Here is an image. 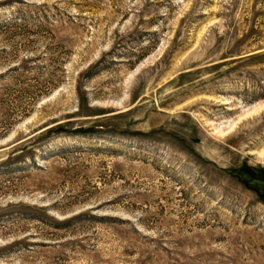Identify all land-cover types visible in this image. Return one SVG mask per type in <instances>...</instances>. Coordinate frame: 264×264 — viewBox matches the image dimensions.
Returning <instances> with one entry per match:
<instances>
[{"label":"rangeland","instance_id":"374dc122","mask_svg":"<svg viewBox=\"0 0 264 264\" xmlns=\"http://www.w3.org/2000/svg\"><path fill=\"white\" fill-rule=\"evenodd\" d=\"M0 264H264V0H0Z\"/></svg>","mask_w":264,"mask_h":264}]
</instances>
